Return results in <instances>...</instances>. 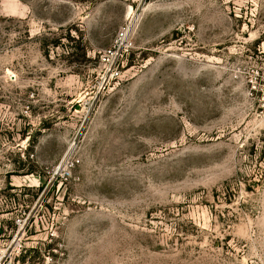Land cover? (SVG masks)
<instances>
[{
  "label": "rangeland",
  "instance_id": "obj_1",
  "mask_svg": "<svg viewBox=\"0 0 264 264\" xmlns=\"http://www.w3.org/2000/svg\"><path fill=\"white\" fill-rule=\"evenodd\" d=\"M0 264H264V0H0Z\"/></svg>",
  "mask_w": 264,
  "mask_h": 264
},
{
  "label": "built area",
  "instance_id": "obj_2",
  "mask_svg": "<svg viewBox=\"0 0 264 264\" xmlns=\"http://www.w3.org/2000/svg\"><path fill=\"white\" fill-rule=\"evenodd\" d=\"M102 61L104 62L105 65L109 66L108 72H106V74H110L111 77H115L119 75L117 61L114 58V51L112 49H109L107 53L103 55Z\"/></svg>",
  "mask_w": 264,
  "mask_h": 264
}]
</instances>
